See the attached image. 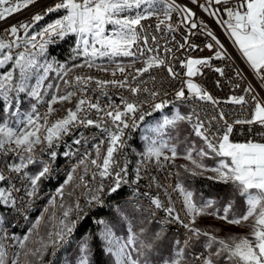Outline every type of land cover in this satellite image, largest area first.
Instances as JSON below:
<instances>
[{
    "label": "snow or ice",
    "instance_id": "1",
    "mask_svg": "<svg viewBox=\"0 0 264 264\" xmlns=\"http://www.w3.org/2000/svg\"><path fill=\"white\" fill-rule=\"evenodd\" d=\"M35 2L36 0H0V21H6L13 14ZM157 2L158 0H57V2L47 6L42 14H34L31 17L32 23L20 22L3 30L4 35L10 34L16 39L6 41L0 36V55H2L0 66L8 61H14V66L19 69L20 77L19 82H15L12 71H7L3 76H0V97L3 98L4 103H11L10 92L26 93L28 97L36 99L37 102L43 100L48 88L55 87L57 94H52L46 102L47 111L43 115L37 114L35 106H33V114L27 116L22 128L10 127L7 122H0V152H11L19 158L18 163L5 164L4 169L0 170V182H9L11 174L22 175L30 182L24 188L25 195L29 198L37 197L39 192L38 182L49 173L50 169L45 165L35 175H29L24 171L29 165L36 162L34 155L36 145L46 143L47 147L51 148L53 141L60 140L62 136L69 134L73 128L94 126L107 136L106 154L103 157L100 155V144L104 141H100L99 144L95 145V158H91V154L88 152L84 153V157L79 160L76 167L83 166L85 176L88 174L89 166H94L95 171L83 185L76 186L87 190V205L92 206L94 203L101 204V195L104 194L102 182L95 188L92 187V181L96 179L97 174L101 180L114 176V184L108 189L109 194L117 192L122 183H127V167L123 166L119 172L115 173L111 171V167L115 163L114 153L124 146V130L136 127L137 119H144V114L137 116L140 112V103L143 102H129L127 99L122 98L123 109H121L120 105L113 104L111 101L102 106L99 101L92 102L84 97L77 100L74 109H67L66 115L49 123V117L56 111L53 105L56 103L62 104L66 101L71 102L76 93L68 91L59 94V85L48 84L45 88L44 82L48 78L52 63L42 65L37 60V56H44L48 46L55 43L56 38L63 39L74 33L79 37L77 48L82 49L86 58H92L86 59L88 67L93 66V60L97 57L137 56V58H144L146 52H155L156 49L154 47L143 48L137 45L138 40L142 39L145 45L148 41L147 36H141L143 32L141 21L155 16L158 19L156 29L160 30V26L166 20H171L173 11L183 13L181 22L185 26L190 29L198 28L197 22L192 19L195 17V13L191 9L177 5L174 0L171 3L164 0L165 6L162 9H157L154 7ZM192 3H196L198 7L208 12L209 16H220L217 23L225 26V31L234 38L233 43L238 45L242 57L245 58L250 69L259 77L261 85L264 86V0H206L208 7L199 4L198 0H192ZM213 4L223 5L224 7L223 9L216 7L210 10ZM62 10L64 14L53 22L48 23L38 32L30 33V29L34 28L36 22L41 21L49 14L60 13ZM161 12L163 19L159 18ZM129 13L134 14L130 15ZM221 13L226 14L227 19H224ZM204 27L206 35L211 38V41H214V43L209 42L205 45L208 50L213 51V56L189 58L186 61L181 60L180 65L182 68L187 69L185 75L189 78L195 76L199 71V68L195 66L211 67L212 59L223 60L228 58V53L221 41L212 31H207L206 25ZM138 28L140 31H138ZM168 28L169 31L174 30L170 24ZM21 29H23V36L19 34ZM109 31L112 32L111 35L106 34ZM37 37H40L39 44H37ZM152 40L155 41L156 37L153 36ZM17 41H21L25 49L18 54H13L11 52L13 46L20 47ZM185 42H187V38H185ZM27 45H31V49H36V51L33 52ZM97 45H99V48ZM134 45H137L135 52L132 50ZM179 47L183 48L184 45L181 44ZM190 47L196 48L198 46L191 45ZM5 50L8 51L5 52ZM166 51L170 52L171 49H166ZM144 64L143 68L136 69L135 73L131 74V80H129L128 75H124L125 67L117 65L115 71L122 74V80H96V85L101 88L109 84L121 88L127 87L135 96L141 91H148V89H141L139 84L133 86L132 81H136L138 76L148 72L153 67L165 66L172 78H180L172 66L158 56L147 57ZM59 67L63 68L64 66L60 65ZM41 68L43 73L38 74L35 84L30 86L28 80L31 73L34 70L39 73ZM102 70L107 71V69ZM214 70L220 75H224L222 68H215ZM71 71L72 69H65L59 77L66 85L72 83V81L64 79ZM115 71L113 75H115ZM236 75L241 76V72H236ZM93 79V77L76 76L75 82L78 85H86ZM185 85L193 100L210 102L213 105L219 103L207 91L193 83L191 79L182 80L181 88L175 93L178 100L189 98L185 93ZM239 86L237 84V87ZM80 91L85 92L86 88H80ZM243 91L251 95L253 108L250 118L236 119L230 124L225 119V113L220 111L212 117V120L223 122L218 123L215 132L212 131L211 121L206 124L196 113L189 116L177 113L173 120L166 119L164 121L165 125H175L176 121H191L192 116H196L193 130L204 143L200 148L192 147L185 153L184 158L193 165L192 168L184 166L185 171L194 176L211 172L213 175L209 176V179L231 185L244 198L245 209L239 214L233 212V202L230 200L226 201L221 206L222 210L218 211L215 208L214 201L208 200L203 204H197L193 200V194L182 185L177 184L176 188L183 196L182 210L185 212V216L190 217L189 223L184 222L175 207H166L159 199L151 200V204L156 209L163 208L167 212L170 218L169 223L178 221L188 230L189 235L184 241L185 248L190 242L198 240L201 236L206 238L205 252L196 255L192 264H196V261H199V264H264V97L252 94L254 89L251 85L244 88ZM150 95L155 101L159 94L153 90ZM229 102L244 105L249 101L242 95L231 97ZM167 103L168 101L160 100L159 102H153L151 107L153 110H161ZM92 109L96 110V119L88 116V112ZM2 111L3 108L0 107V112ZM108 121L111 122L114 128L110 129L107 126ZM234 125H248L247 132L251 138H246L243 142L230 139L234 131ZM253 125L257 126L256 130L253 129ZM41 129L44 130L43 136L40 135ZM257 136L260 139H256ZM80 143V139L74 141V144L78 145ZM162 147L166 148L168 146L164 144ZM41 150L43 151V149ZM170 152L171 156H165V160H174L178 156L177 149L174 146L170 149ZM193 152L196 153L195 157ZM64 155L69 156L72 153L65 152ZM148 155L155 156L159 160L162 150L161 148L149 147ZM49 156L54 161L57 153L52 151ZM204 158L216 160L215 166L209 167L204 164ZM101 159L102 163H99L98 161ZM75 171L76 168L73 169V173ZM5 172L9 175H5ZM137 176H139V171H137ZM73 180L74 175L70 173L64 183L57 189L56 195L60 197L61 201L64 198L65 186ZM14 191L19 192L21 189L14 186H0V208L15 204ZM71 195L69 193V196ZM55 199L56 197H53L50 201L53 206H55ZM59 207L63 211L62 215L57 218V227L54 232L48 233V239L51 243L50 245H44L45 249L49 246L53 249V255H55L57 249L70 242L77 223L84 219L86 215L79 201H76L74 206L65 208V205L61 203ZM44 211L47 212L48 209L46 208ZM73 213H75L74 218H72ZM203 216L214 217L231 226H245L247 224L250 231L244 236L230 235L220 238L209 231L195 227L197 218ZM42 219L43 216L37 218L28 234H25L18 241L19 248L25 250V256L37 254L36 250H29L26 245ZM122 219H126V217H122ZM100 222L103 223V221ZM129 231L132 230L129 229ZM140 231L144 232V229L141 228ZM154 236L156 240H162L164 238L163 229L155 233ZM102 238L108 242L107 252L116 257L115 264H140V261L132 256L131 251H126L127 245L120 244L115 247L114 251L113 246L117 245L118 242L113 237L111 229L105 228ZM136 240L137 235L132 231L127 244H135ZM185 248H178L174 255H170L167 259L160 257V264H188V261L185 260ZM88 251V243L84 242L81 246L83 255L80 257L79 264H89ZM132 251H135L137 256L142 254L140 248H134ZM19 255V253H15L17 258H13L10 264H19ZM5 256L6 252L0 250V264H5ZM145 264H147V261H145Z\"/></svg>",
    "mask_w": 264,
    "mask_h": 264
},
{
    "label": "built area",
    "instance_id": "2",
    "mask_svg": "<svg viewBox=\"0 0 264 264\" xmlns=\"http://www.w3.org/2000/svg\"><path fill=\"white\" fill-rule=\"evenodd\" d=\"M55 2H57V0H36L34 4L29 5L27 8H24L21 11L13 14L6 21H0V36H2L6 41L15 40L16 38L12 37L10 34L4 35L3 30L8 28L10 25L18 24L20 22H32L31 17L34 14H42L47 6H50ZM174 2L181 7L186 6L195 13V17L192 19H195L198 24V28L190 29L188 26H185V24L181 22L183 13L173 11L171 14V20H166L165 23L160 26V30H157L156 24L158 23V19L154 16L141 21L143 26V32L141 33V36H147L148 41L147 45H145L142 39L138 40L137 45L143 48L154 47L156 49L155 52H146V56L139 59H146L147 57L154 55L158 56L160 59H164L167 64H170L173 70L179 74L180 78H172L167 71V67L165 66L153 67L147 72V75H140L137 77L136 81H132L133 86L139 84L141 89H148V91H141L134 96L127 87L121 88L118 86H112L111 84L102 88L97 87L96 80H122L123 76L119 71H116V75L106 76V71L102 69L117 68V66L113 67L105 65L100 60V57H97L93 60L92 67H88L86 59L92 58H86L83 55V60L79 63H76L71 68L72 71L69 72L67 79L75 80L76 76L93 77L94 79L87 83L86 93L78 92V84H76V87H71L73 90H76L77 100L86 97L92 102L99 101L102 106L107 105L109 101H111L113 104L120 105L121 109H123L121 99L124 98L129 102H143L140 103V112L137 114V116L140 114L151 115L153 112L151 104L153 102L165 100L168 101L167 105L170 106L173 104V102H184V100H178L175 96V93L181 88L182 80L186 81L191 79L219 102L213 105L210 102L193 100L190 94L187 92L185 85V93L186 96L189 97L187 100H192V107H188L191 110V115L196 113L204 122L211 121L213 132H215L218 123H223L222 121L218 122L217 120H212V117L216 116L220 111L225 113V119L230 124L236 119L250 118L251 110L253 108L251 95L246 94L243 89L251 85V87L254 89L252 94L258 95L259 97H264V86L261 85L259 77L254 74L253 70L248 66L245 58L242 57L239 49L233 43L229 33L225 31V26L217 23V20L220 18V16H209L208 12L198 7L196 3H192V0H174ZM198 3L204 4L206 7H208L206 0H198ZM216 7L223 9L224 6L213 4L210 10ZM221 15H223L224 19H227L226 14L221 13ZM45 17H48V15ZM159 18L163 19L162 12L160 13ZM169 24L171 25L172 29H174L173 31H169ZM205 25L207 26V31H212L224 45V49L228 53V58L223 60L212 59L211 67L195 66L199 68V71L195 76L189 78L185 75L187 69L182 68L180 65L181 60L186 61L189 58L213 56V51H210L205 47V45L209 42L214 43V41H211V38L206 35L204 27ZM42 28L44 27L39 28V31ZM138 31H140L139 28ZM34 32L38 31H30V33ZM19 34L23 36V29L20 30ZM153 36L156 37L155 41L152 40ZM185 38H187V42H185ZM39 42L40 37H37V44H39ZM17 43L20 44V47H16L14 45L11 49L13 54H18L25 49V46L21 41H17ZM181 44L184 45L183 48L179 47ZM137 45H134L132 48L134 52L136 51ZM191 45H196L198 47L192 48L190 47ZM27 47L31 49V45H27ZM166 49H171V51H166ZM31 50L35 51L36 49ZM7 51L8 50H5V52ZM134 63L135 62L130 61L124 63V75H128L129 80H131V74L135 73ZM215 68H222L224 70V75L217 73L214 70ZM238 71L241 72V76L236 75V72ZM237 84L240 86L237 87ZM153 90L159 94L155 101H153V98L150 95L151 91ZM242 95L247 101H249L248 103L244 105H237L229 102L231 97ZM46 102V100H42L36 104L35 110L37 111V114H44L47 111ZM64 115H66V112H59V118L63 117ZM88 116L90 118L96 119V110H90L88 112ZM138 120L139 119L136 121V127L124 130V146L114 153L115 163L112 165L111 171L113 173L119 172L121 167L126 166L128 171V175L126 177L127 182H135V188H140L144 191L151 192V200L159 199L166 207H173L172 201H165L164 194H162V186H166V181H174L173 194H181L179 189L176 188V174H178V170L176 164L173 163V160H165V155H161L159 160H157L155 156L146 157V160H143V164H141V173H139V176H137V173L133 172V165L130 163V141L132 137H134V132L138 127ZM195 120L196 116L193 115L191 120L193 126L195 124ZM107 126L110 129L114 128L110 121H108ZM248 127V125H234V131L230 139L233 141L243 142L246 138H251L247 132ZM252 127L254 130H256L257 126L253 125ZM94 131L101 130L94 126H89L87 128L78 126L73 128L69 134L62 136L60 140L53 141L51 148H41L43 151L41 150L38 156L50 158L49 153L52 151H55L56 153H65L67 152V148H75V155H69L68 162L65 163V165H55V160L53 161L50 158L51 172L55 169V167H62V169H64V176L62 177H67L70 173L74 175L73 169L75 166H77L79 160L84 157L85 152L95 153L96 156L95 146H86V139L94 138ZM77 139L81 140V143L78 145L74 144V141ZM256 139H260V137L257 136ZM99 141L100 140H97V144H99ZM0 156H5V163L0 164V170L4 169L5 164L17 163V155L14 153L7 152L0 154ZM156 166H163V174H156ZM93 171H95V168L89 170V178L85 179V181L91 178ZM4 174L9 175L7 172ZM101 182L104 185V194L101 195L102 202L113 203V198L116 196V194H118V190L115 193L109 194L108 189L114 184V176L108 177L106 180H99V175L97 174L96 179L92 181V187L95 188ZM4 183L5 187L14 186L15 188L21 189L19 192H13L17 209V220H19L20 215H29L31 220L37 215L38 212L29 213V206L32 204H39V208H41L42 205L46 204V197L49 195H56L58 189V187L49 186L47 182H44L43 193H38V196L35 198H29L25 195L24 188H26L30 182L27 181L26 178H23L22 175L11 174V180ZM82 195H86V205L84 207V212L94 213V206L97 204L94 203L92 206H88V193L82 192ZM133 198V193L127 195V201H133ZM181 200L183 201L182 194ZM148 205L154 207L151 202H148ZM123 206L124 204L121 206H113V210H118ZM154 210H159V217L153 218L164 222L165 230L174 233L179 238H184V235H189L188 230L180 222L177 221L169 223L170 218L163 208L156 209L154 207ZM176 210L177 213L184 219L185 223L190 222V217L185 216V212L182 209ZM98 215L99 214H95V221H90L92 224L98 225L100 220ZM85 221L86 215L84 219L77 223L76 227L78 225H82ZM22 224H24V228L27 226V223ZM21 232L23 231H9L8 245H5V247H9L10 254L15 255L17 250V234ZM196 255L199 254H195V256ZM197 263H199V261H196V264Z\"/></svg>",
    "mask_w": 264,
    "mask_h": 264
},
{
    "label": "rangeland",
    "instance_id": "3",
    "mask_svg": "<svg viewBox=\"0 0 264 264\" xmlns=\"http://www.w3.org/2000/svg\"><path fill=\"white\" fill-rule=\"evenodd\" d=\"M164 6H165L164 3H161L159 1L154 5V7L157 9H162ZM129 14L131 15L134 13H129ZM109 28H111V26H109ZM106 34L111 35L112 32L109 31ZM78 39H79V37L74 33L69 34L68 36H66L63 39L56 38L55 43L48 46V50L44 56H37V60L42 65L46 64V63H52V68L48 72V78L44 82L45 88L48 84L58 85L60 83V81L62 80L59 77L62 75L63 71L65 69H70L68 67V61L67 60L59 62V63L57 61H55V59L50 55V52H49L50 47L66 41L67 42V54H71L72 59L77 60L76 62L79 63L83 60L84 54H83L82 49L77 48V40ZM89 39H91V38H89ZM233 39L234 38H232V40ZM97 47L99 48V45H97ZM236 47L238 48V45H236ZM35 51H33V52H35ZM0 58H2V55H0ZM120 58H123V56H119V57H106L105 56V57H100V60L105 65H108V66H113V67H116L117 65L124 66V62L121 61ZM60 65H63L64 67L61 68V67H59ZM109 69H116V68H109ZM7 71H12L13 72V80L15 82H19V78H20L19 77V69L14 66V61H8L3 66H0V76H3ZM42 73H43L42 68L39 70V73H37L34 70L31 73L30 78L28 80L29 85L30 86L34 85L36 82L37 75L42 74ZM65 78H67V76L64 77V79ZM193 83H195V82H193ZM42 91H44V89H42ZM52 94H57V89L55 87L47 89V94L44 95L43 100L48 101ZM9 97L11 98V103H9V104H5L3 101V98L0 97V101H2L4 103L6 111L7 112L11 111L12 116L10 117L9 122H7V123L9 124L10 127L22 128L24 126L26 119H27V116L33 114V109L31 112H25L24 109L21 107V105L25 104V102H29L31 100H34V106L36 109V104L38 102L36 99L28 97L26 93L10 92ZM60 105H61V103H56L53 105V108L57 109V108H59ZM161 112H162L161 115L157 116L152 121H150L144 125L143 134L141 137L142 148L138 149L137 152L139 153V157H138L137 161H134V163L139 162V158L143 154H148L149 147L161 148L162 155L169 156V157L171 156L170 149L173 146L178 150L180 149L178 147V144H177L178 142L174 140V136L172 135V133L168 129L169 127H171V124L165 125L164 121L166 119L167 120H173L176 117L177 113H179L180 115H185V116H187V114H185V112L183 110L178 109V108H176V110L172 114H167V113H164L163 111H161ZM203 143L204 142L202 141V144ZM164 144H167L168 147H166V148L162 147V145H164ZM190 148H192V147L189 146L188 148H186V150L188 151ZM195 155H196V153L193 152L194 157H195ZM184 156H185V153H182V152L179 153L178 152V156L173 160V163L181 162L184 166H187L188 168H192L193 165L191 164V162L189 160L185 159ZM203 163L208 165L209 167H214L216 164V160L210 159V158H204ZM197 171H199V169H197ZM212 175H213V173L206 172L204 175H201V176L208 178L209 176H212ZM0 186L4 187L2 182H0ZM75 187L76 186H75L73 181L71 183H69L68 185H66L64 188L63 201H61V199L59 201H55V206L50 204V201L52 199L49 198L48 199V205H47L48 211L47 212L43 211V212L39 213L35 218L33 217V221L31 222L30 226H28L27 231L24 234H22V235L20 233L17 234V250H16V253L20 254L18 257L19 263L33 264L36 262L37 263L40 262V264H79L80 257L83 255V253L81 252V246L83 243L75 242L74 245H72L71 240H70V242L65 243L62 247L57 249L55 251V255L52 254L53 249L50 246L47 247L46 249L44 247V245H50L51 242L48 239V233L54 232V230L58 224L57 218H59L62 215L63 209H61L59 207V205L61 203H63L65 205V208L70 207V206H74V204L76 202L75 201L76 195L74 192ZM69 193H71L72 195L69 196ZM193 200H194V198H193ZM194 202H195V200H194ZM12 206L13 205H8L6 207H12ZM124 206L126 208H129L133 205L131 202H126ZM41 216H43L41 223L35 229V231L31 235V237H30V239L26 245L27 249L36 250L37 254H29V255L25 256V250L19 248L18 241L25 234H28L29 230L33 227L34 222L37 220V218H39ZM74 217H75V213H74V215H72V218H74ZM29 221H30V219L27 221V223ZM2 222H3V218H2V215L0 213V250H3L4 252H6L5 264H10L11 260L13 258H17V257H15L14 254L10 257V255L8 254V252L5 248V244H4V229H5V227H4V229H2ZM195 227H198V228L205 230V231H209V232L215 234L217 237H220V238H225V237L230 236V235L244 236V235H247L250 231V228L247 226V224L245 226H231V225H227L225 222H223L219 219H216L214 217H208V216H203V217L197 218L196 223H195ZM105 228H107V227L104 226L100 232V237L102 240H104L102 238V234H103ZM129 229H131L133 231V228L131 226L129 227L126 224H125V227L122 231L121 230L115 231V230L111 229L113 237L118 242L117 245L113 246L114 251H115L116 246H118L120 244H125V245H127L126 251H131L130 246H133L134 248H140L142 254L139 255L138 257L144 258L145 257L144 255L146 253L145 252L146 247H144L147 244L146 241L143 240L142 234L136 233V235H137L136 243L135 244H127L128 237L131 236V234H132V231H129ZM2 230H3V232H2ZM73 236H72V238H73ZM174 236L172 235L173 239L175 240ZM176 238L179 239V237H176ZM179 240L182 242V238ZM193 243L195 246V240L193 241ZM104 246H105L106 254L108 255L107 258L111 261L112 264H115L116 257L107 252V248L109 247V245H108V242L106 240H104ZM187 252H188V250H187ZM87 255H88V253H87ZM136 255H137V253H136ZM132 256H133V254H132ZM188 256L189 257H187L185 255V260L188 261V264H192L193 260L190 257L189 252H188ZM165 258L167 259L169 257L165 256ZM143 260L145 261V259H143ZM149 262H151V261L150 260L147 261V264H149ZM197 264H199V263H197Z\"/></svg>",
    "mask_w": 264,
    "mask_h": 264
},
{
    "label": "trees",
    "instance_id": "4",
    "mask_svg": "<svg viewBox=\"0 0 264 264\" xmlns=\"http://www.w3.org/2000/svg\"><path fill=\"white\" fill-rule=\"evenodd\" d=\"M62 14H64L63 10L60 13L49 14L48 17L42 19L31 31H39V28L45 27L48 23L53 22ZM49 52L50 55L58 63L67 60L68 67L70 69L77 63V60L72 59L71 54H67L66 41L51 46ZM120 59L124 63H127L132 60V57H123ZM58 85L59 94H64L65 92L69 91L68 86L63 83V80H61ZM33 106L34 100L25 102V104L21 105L25 112H31ZM0 107L3 108V111L0 112V122H9V119L12 116L11 111H6L5 105L2 101H0ZM176 108L183 110L185 114H187V116L191 115L190 110L187 108L184 102H174L173 104H171V106L169 105L163 110H158L143 120L131 148L132 150L130 157L132 161H137L139 157V153L137 151L138 149L142 148L141 137L143 134L144 125L152 121L157 116L161 115V111L167 114H172L176 110ZM168 129L174 136V140L178 142L177 144L180 149H177V151L179 153H186V148H188L189 146L195 147L197 149L203 146L201 138L195 134L193 130L194 126L190 123L189 120L176 121L175 125H171V127H169ZM175 164L177 166L178 178L181 185L193 194V198L197 204H203L205 201L212 200L215 202V208L219 211L222 210L221 206L224 205L226 201L230 200L233 202V212L239 214L240 212L244 211V198L241 197L239 193L232 188L231 185H225L221 182H217L213 179H209L201 175L194 176L190 172L185 171V167L181 162ZM29 171L31 175H35L37 174L38 169H29ZM38 183V193H42L44 191V182L41 179ZM48 184L52 187H58V185H60L57 183ZM124 194H126V190L122 189L118 192V194H116V196H114V199L119 198ZM123 204L125 205V203ZM0 213L3 218L2 229H4V227H6L14 217V207H2L0 208ZM38 214L39 213H37V215ZM95 214H99L98 217L100 220L98 225H94L90 222L95 221ZM36 216H34V218ZM122 217H126V219H122ZM32 221L33 218L27 223L25 230L20 233L21 235L27 231V228L28 226H30ZM100 221H103V223H101ZM125 224L129 227L131 226L135 233L142 234L143 240H145L147 243L146 246H149L145 249L146 253L144 255V258L138 257L135 251H132L134 247L130 246L133 257L137 258L140 261V264H144L145 261L149 260L151 261L149 262V264H160V257H169L170 255H174L175 250H177L178 248H185L182 242L176 238L177 236L174 233L165 230L160 225L153 222L147 215L142 214L134 206H131L129 208L123 206L118 210L105 208L103 209L97 207L96 209H94V213L89 214L86 217V221L82 225L78 226V229H76V231L74 232L75 235L71 239V244L74 245L75 242L84 243L89 240L87 242L89 247V263L112 264L111 261L107 258L108 255L106 254L104 240L101 239L100 232L104 226L115 231H122L125 227ZM141 228L144 229V232L140 231ZM161 229H163L164 231V238L162 240H156L154 234L160 232ZM172 235H175V240L173 239ZM177 242H179V244H177ZM205 242L206 238L201 236L198 240H195V247L205 250ZM185 255L189 257L186 248ZM143 259H145V261ZM33 264H40V262H36Z\"/></svg>",
    "mask_w": 264,
    "mask_h": 264
},
{
    "label": "bare ground",
    "instance_id": "5",
    "mask_svg": "<svg viewBox=\"0 0 264 264\" xmlns=\"http://www.w3.org/2000/svg\"><path fill=\"white\" fill-rule=\"evenodd\" d=\"M158 1L161 3H164V0H158ZM168 2L171 3L173 1L168 0ZM39 22H36L34 27ZM30 23H32V22H30ZM32 29H30V31ZM144 60L145 59L137 58V56L132 57V60L130 62H135L134 63V71L136 69H140V68H143L145 66ZM115 70L116 69H109L108 68L106 71V76H113V72ZM115 75H116V71H115ZM142 75H147V72L143 73ZM70 81H72V83L67 85L69 88V91H74L76 93V90H73V88H71V87H76V82H75V80H70ZM80 88H86V91L81 92ZM78 92L79 93H86L87 92V84L86 85H83V84L78 85ZM76 102H77V95H75L72 98L71 102H67V101L63 102L59 106V108H57L56 111L49 117V123H51L52 121H55L56 119L59 118V112H66V110L69 108L73 109L75 107ZM184 103L186 104L187 108L192 107V100H184ZM167 106H169V105H166L163 109H165ZM163 109H161V110H163ZM188 109L190 110V108H188ZM156 111H158V110H153L152 113H154ZM190 112H191V110H190ZM36 113H37V111H36ZM40 115H43V114H40ZM148 116L149 115H144V119ZM143 120H138V127H137L136 131L134 132V137H132V139L130 141V148H132L133 141L135 140V138L137 136L139 127H140L141 123L143 122ZM190 123H191V121H190ZM205 123L207 124L208 122H205ZM191 124L193 125V123H191ZM40 135L41 136L44 135L43 129H41ZM97 140L104 141V143L100 144V155H101V157H103L106 154V149L108 147V143H107V136H106V134L102 133V131H94V138L86 139V146L97 145ZM100 141H99V143H100ZM41 148H49V147H47L46 143L37 145L35 147V150H34L36 162L32 165H29L28 168L25 169L24 171H26L29 175H31L29 169H38V171H37V173H38L45 165H47L50 169V171H49L50 174H47L45 177H42L41 178L42 181L47 182V183H52V184H55V183L60 184V185H58V188H59L66 179V177H62V176H64V169H62V167H55V169L52 170V172H51V160H50V158L44 157V156H38V154L41 152ZM67 152H71L72 155H75V148H67ZM0 154H4V152H0ZM90 154H91V158H95V153H90ZM146 157H153V156H149L148 154H143L142 156H140L139 162H137V163H134L133 162L134 160L132 161L131 157H130V163H131V165H133V172L134 173H137V171H139V173H141V164H143V160H146ZM18 162H19V158L17 157V163ZM67 162H68V156H65L64 153H57V156L55 158V165H65V163H67ZM98 162L102 163V159ZM3 163H5V156H0V164H3ZM75 168H76V171L74 172L73 182L75 185H83L85 183V179L89 178V171H88V174L85 176L84 172H83V166H80V167L75 166ZM91 169H94V166H89V170H91ZM156 174H163V166H156ZM99 180H101L100 177H99ZM103 180H106V178H104ZM176 181H177V184L181 185L179 178H178V174H176ZM2 183L5 187V183L4 182H2ZM122 189L126 190V194H124L123 196L116 198V199L113 198V203L102 202L101 204H97L96 206H94V209H96L97 207H100L103 209L104 208L105 209H113V206H121L123 203L131 202L133 204V206L138 211L149 216V218L153 222H155L156 224H158L164 228V222L160 221L159 219L153 218V217H159V210H154V207L148 205V202H151V192L144 191L143 189H140V188H135V182L122 183L121 187L118 189V192ZM173 191H174V181H166V186H162V194H164V200L165 201H172V205H173V207H175V209H182L181 194H173ZM82 192H87V190L76 186L75 201H79L81 207L84 209V207L86 205V195H82ZM131 193H133V196H134L133 201H127V195H130ZM53 197H56L55 201L60 200V197H58L57 195H49L46 197V204L42 205L41 208H39V204H32L31 206H29V213H37V212L41 213V212H43L44 209H46L48 207L47 206L48 205V199L49 198L52 199ZM13 207H14V217L11 220V222L4 229V244L5 245H8L9 231H23V230H25L24 224H22V223H27V221L30 219L29 215H20L19 220H17L16 203L13 205ZM89 214H91V213H86V217ZM78 226L76 227V229H78ZM76 229H75V231H76ZM73 235H74V233H73ZM187 236L188 235H184V238H182V244L183 245H184V241L187 238ZM179 239H181V238H179ZM5 248L11 257L13 254H10L9 247H5ZM186 248H187L189 255L192 258V260H194L195 254H201V253L205 252V250H203V249L196 248L194 246L193 241L190 242Z\"/></svg>",
    "mask_w": 264,
    "mask_h": 264
}]
</instances>
